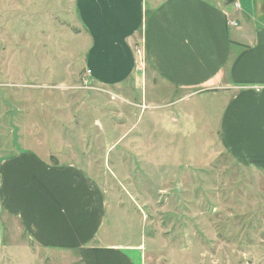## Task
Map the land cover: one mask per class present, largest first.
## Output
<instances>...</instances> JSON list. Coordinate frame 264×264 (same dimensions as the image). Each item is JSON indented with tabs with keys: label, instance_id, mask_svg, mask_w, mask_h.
I'll return each instance as SVG.
<instances>
[{
	"label": "rangeland",
	"instance_id": "1",
	"mask_svg": "<svg viewBox=\"0 0 264 264\" xmlns=\"http://www.w3.org/2000/svg\"><path fill=\"white\" fill-rule=\"evenodd\" d=\"M81 29L75 0H0V162L33 152L89 171L146 264H264V175L225 151L221 102L97 85ZM31 247L0 207V264H80Z\"/></svg>",
	"mask_w": 264,
	"mask_h": 264
},
{
	"label": "crops",
	"instance_id": "2",
	"mask_svg": "<svg viewBox=\"0 0 264 264\" xmlns=\"http://www.w3.org/2000/svg\"><path fill=\"white\" fill-rule=\"evenodd\" d=\"M234 1L75 5L89 38L85 63L91 80L127 86L131 95L184 93L200 106V97H217L225 151L238 165L264 175V0H237L240 10ZM0 207L20 224L33 253L76 255L80 264H146L144 239L118 233L104 188L79 166L52 164L33 152L2 160Z\"/></svg>",
	"mask_w": 264,
	"mask_h": 264
},
{
	"label": "built area",
	"instance_id": "3",
	"mask_svg": "<svg viewBox=\"0 0 264 264\" xmlns=\"http://www.w3.org/2000/svg\"><path fill=\"white\" fill-rule=\"evenodd\" d=\"M234 6L236 10H240V3L239 1L235 0L234 1ZM228 25H237V22H231L230 20L227 22ZM87 75L90 76V71H87Z\"/></svg>",
	"mask_w": 264,
	"mask_h": 264
}]
</instances>
